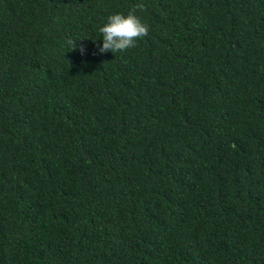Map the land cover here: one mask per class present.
I'll list each match as a JSON object with an SVG mask.
<instances>
[{
  "label": "trees",
  "instance_id": "obj_1",
  "mask_svg": "<svg viewBox=\"0 0 264 264\" xmlns=\"http://www.w3.org/2000/svg\"><path fill=\"white\" fill-rule=\"evenodd\" d=\"M0 264H264V0H0Z\"/></svg>",
  "mask_w": 264,
  "mask_h": 264
},
{
  "label": "clouds",
  "instance_id": "obj_2",
  "mask_svg": "<svg viewBox=\"0 0 264 264\" xmlns=\"http://www.w3.org/2000/svg\"><path fill=\"white\" fill-rule=\"evenodd\" d=\"M145 10L143 3H137L126 15L120 12L109 15L106 23L99 27L103 41L99 46V52L116 54L136 47L137 40L149 33L148 25L142 22L141 17L137 14L138 11L144 12ZM66 43L72 47V50L76 47L75 41L72 39H68ZM80 51L83 54V47L80 48Z\"/></svg>",
  "mask_w": 264,
  "mask_h": 264
}]
</instances>
